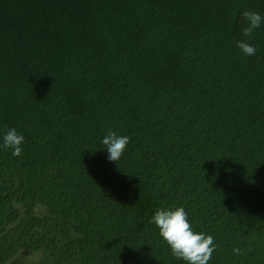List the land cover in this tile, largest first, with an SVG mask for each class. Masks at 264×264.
I'll list each match as a JSON object with an SVG mask.
<instances>
[{"label": "trees", "instance_id": "trees-1", "mask_svg": "<svg viewBox=\"0 0 264 264\" xmlns=\"http://www.w3.org/2000/svg\"><path fill=\"white\" fill-rule=\"evenodd\" d=\"M248 10L264 0H0V140L25 136L0 150V264H182L150 223L172 205L215 237L211 264H264ZM108 129L131 137L118 162Z\"/></svg>", "mask_w": 264, "mask_h": 264}, {"label": "clouds", "instance_id": "clouds-1", "mask_svg": "<svg viewBox=\"0 0 264 264\" xmlns=\"http://www.w3.org/2000/svg\"><path fill=\"white\" fill-rule=\"evenodd\" d=\"M247 24L242 29L244 39L236 41L237 47L245 56H254L257 46L250 43L256 29L264 25V15L248 10L243 13ZM103 149L107 150L109 161L118 162L127 151L131 137L108 129L101 139ZM25 136L16 128H8L2 133L0 150H10L14 157H21L24 151ZM150 223L159 230V236L165 242L175 261L182 264H211L217 251L215 237L197 228L183 205L161 206L153 213ZM239 254L238 248H233Z\"/></svg>", "mask_w": 264, "mask_h": 264}, {"label": "rangeland", "instance_id": "rangeland-1", "mask_svg": "<svg viewBox=\"0 0 264 264\" xmlns=\"http://www.w3.org/2000/svg\"><path fill=\"white\" fill-rule=\"evenodd\" d=\"M39 259V256L37 255H30L27 260H28V263H31V261H34V260H38Z\"/></svg>", "mask_w": 264, "mask_h": 264}]
</instances>
